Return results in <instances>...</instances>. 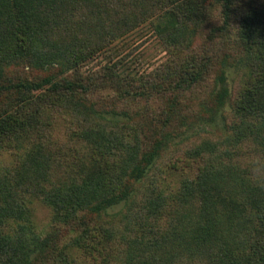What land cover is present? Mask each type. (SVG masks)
Masks as SVG:
<instances>
[{
    "label": "trees",
    "instance_id": "obj_1",
    "mask_svg": "<svg viewBox=\"0 0 264 264\" xmlns=\"http://www.w3.org/2000/svg\"><path fill=\"white\" fill-rule=\"evenodd\" d=\"M144 27L163 62L138 71L108 56ZM229 66L240 84L226 132L190 148L204 165L169 188L156 162L199 120L202 86L200 107L218 113ZM56 114L88 152L63 176L47 138ZM250 142L264 156V0H0V145L19 152L0 166V264H35L30 195L65 221L124 201L109 228L128 243L124 264H264V176L240 151Z\"/></svg>",
    "mask_w": 264,
    "mask_h": 264
},
{
    "label": "rangeland",
    "instance_id": "obj_2",
    "mask_svg": "<svg viewBox=\"0 0 264 264\" xmlns=\"http://www.w3.org/2000/svg\"><path fill=\"white\" fill-rule=\"evenodd\" d=\"M198 40H201L200 42L203 40L208 45H216V42L206 40V33ZM108 56L112 57L114 62L121 59L123 62H130L138 71H150L166 59V52L154 37L152 29L144 27L118 41ZM90 66L95 68L94 66L98 65L92 63ZM25 71L17 67L12 74L22 75ZM225 74L226 79L223 84L219 85L216 95V101L221 102L223 99L221 104L218 102V113L208 119L211 110L200 107L202 104L200 102L208 99L212 83L202 86L193 97V100L196 98V103H198L194 106L193 113L201 115L199 120L190 119L183 130L172 140L168 150L156 162L159 172L165 170L164 175L167 176L169 188H174L178 184L181 174L195 172L204 165L207 158L194 157L190 148H195L203 140L212 138L216 134L226 132V117L224 119V116L231 113V91L232 94L238 92L240 75L238 68L232 66L227 68ZM226 92L229 94L226 95ZM56 115L52 129L47 131V138L52 140L50 151L56 153L58 158L55 163L56 176H63L68 175L70 171L76 173L79 170L78 164L82 155L85 156L88 152L82 149L75 138H72L75 125L71 124V119L67 116ZM253 144V142L243 144L245 147L242 150L238 148L240 151H246L248 148V155L244 157L243 164H247V168H253L259 176H264V156L261 154L260 157L259 148L251 146ZM255 148H257L256 152ZM18 154V151L7 144L0 145V166H5L7 170H10L17 164ZM243 164L242 167H244ZM124 203L122 201L112 207H107L102 212L85 211L80 213L75 220L65 221L63 218L57 219L55 212L43 198L30 195L28 219L37 235V241L33 246L35 247L34 263L124 264L127 241L123 239V235L118 236V233L117 236L109 237V228L113 226L118 229L123 220L126 213Z\"/></svg>",
    "mask_w": 264,
    "mask_h": 264
}]
</instances>
